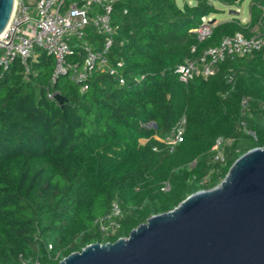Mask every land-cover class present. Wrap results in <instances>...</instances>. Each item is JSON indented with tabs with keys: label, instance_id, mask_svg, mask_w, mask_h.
<instances>
[{
	"label": "trees",
	"instance_id": "trees-1",
	"mask_svg": "<svg viewBox=\"0 0 264 264\" xmlns=\"http://www.w3.org/2000/svg\"><path fill=\"white\" fill-rule=\"evenodd\" d=\"M213 1L244 0L117 3L109 59L123 63L124 84L100 71L84 93L68 77L51 84L54 60L45 53L29 79L19 59L0 67V264H58L88 245L127 238L151 216L215 188L239 157L264 147V50L227 58L207 80L184 84L175 73L225 37L256 34L264 0H252L248 24H216L200 41L194 30L220 13ZM48 89L66 99L63 107ZM183 117V142L171 152L157 138ZM219 138L224 164L212 152ZM114 202L120 229L105 237L95 222Z\"/></svg>",
	"mask_w": 264,
	"mask_h": 264
},
{
	"label": "water",
	"instance_id": "water-1",
	"mask_svg": "<svg viewBox=\"0 0 264 264\" xmlns=\"http://www.w3.org/2000/svg\"><path fill=\"white\" fill-rule=\"evenodd\" d=\"M14 2L0 0V34ZM54 101L63 107L66 99L56 92ZM58 264H264V147L239 157L217 187L151 216L127 238L88 245Z\"/></svg>",
	"mask_w": 264,
	"mask_h": 264
},
{
	"label": "built area",
	"instance_id": "built-area-1",
	"mask_svg": "<svg viewBox=\"0 0 264 264\" xmlns=\"http://www.w3.org/2000/svg\"><path fill=\"white\" fill-rule=\"evenodd\" d=\"M120 1L15 0L10 21L0 36V67L7 71L19 59L25 79H29L32 65L37 62L40 53H45L54 60L51 84L60 77H68L84 93L96 71L109 73L124 84L118 74L123 63L118 62L114 66L109 59L116 34L112 12ZM262 12L255 35L247 38L238 32L223 38L218 46L207 49L198 59L186 60L175 69L179 81L189 84L195 79L207 80L217 73L219 64L227 58L245 57L263 51L264 9ZM210 21V17L205 18L194 30L200 41L210 36L214 26ZM77 54L83 57L81 61L72 60ZM54 96L55 92L48 89V99L54 100ZM243 105H246V100ZM185 127L186 119L183 117L166 137L157 139L173 152L183 142ZM224 144V139L219 138L212 148L214 160L223 164L226 162ZM121 218V208L114 202L110 212L95 223L105 237L115 236L120 229Z\"/></svg>",
	"mask_w": 264,
	"mask_h": 264
},
{
	"label": "rangeland",
	"instance_id": "rangeland-1",
	"mask_svg": "<svg viewBox=\"0 0 264 264\" xmlns=\"http://www.w3.org/2000/svg\"><path fill=\"white\" fill-rule=\"evenodd\" d=\"M179 8H183L185 4L194 5V0H176ZM212 4L216 9L220 11L219 14L211 16L210 19H215L218 23L231 21L233 18L241 20V22L247 23L250 20V6L252 0H244L233 6L225 5L219 1H213ZM236 11L237 13H232Z\"/></svg>",
	"mask_w": 264,
	"mask_h": 264
},
{
	"label": "crops",
	"instance_id": "crops-1",
	"mask_svg": "<svg viewBox=\"0 0 264 264\" xmlns=\"http://www.w3.org/2000/svg\"><path fill=\"white\" fill-rule=\"evenodd\" d=\"M241 21V20H240ZM250 22V20L247 22V23H244V24H248ZM216 24H219L218 22L216 23ZM257 30H258V25L253 29V32H257Z\"/></svg>",
	"mask_w": 264,
	"mask_h": 264
},
{
	"label": "bare ground",
	"instance_id": "bare-ground-1",
	"mask_svg": "<svg viewBox=\"0 0 264 264\" xmlns=\"http://www.w3.org/2000/svg\"><path fill=\"white\" fill-rule=\"evenodd\" d=\"M4 32V31H3ZM3 32L0 34V36L3 34Z\"/></svg>",
	"mask_w": 264,
	"mask_h": 264
}]
</instances>
